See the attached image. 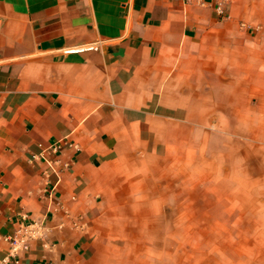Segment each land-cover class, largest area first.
Listing matches in <instances>:
<instances>
[{
	"label": "crops",
	"instance_id": "crops-1",
	"mask_svg": "<svg viewBox=\"0 0 264 264\" xmlns=\"http://www.w3.org/2000/svg\"><path fill=\"white\" fill-rule=\"evenodd\" d=\"M199 166L264 185V0H0V264H149Z\"/></svg>",
	"mask_w": 264,
	"mask_h": 264
},
{
	"label": "rangeland",
	"instance_id": "rangeland-1",
	"mask_svg": "<svg viewBox=\"0 0 264 264\" xmlns=\"http://www.w3.org/2000/svg\"><path fill=\"white\" fill-rule=\"evenodd\" d=\"M216 160L208 166L215 174ZM174 174L163 186L171 215L145 236L151 250L141 251V263L264 264V185H224L231 169L220 180L205 177L201 166Z\"/></svg>",
	"mask_w": 264,
	"mask_h": 264
},
{
	"label": "built area",
	"instance_id": "built-area-1",
	"mask_svg": "<svg viewBox=\"0 0 264 264\" xmlns=\"http://www.w3.org/2000/svg\"><path fill=\"white\" fill-rule=\"evenodd\" d=\"M217 11L220 15H225V7L220 4L217 6ZM70 141L66 139H59L52 142L47 148H45L36 157H44L45 162L48 163L49 167L59 174V169L56 168L58 160L47 156V154L58 155L65 147L72 146ZM39 226L37 221H33L29 224H24L20 229H18L13 236H6V240L12 245V251L14 255L18 253L19 250H27L30 247L29 240L35 237V228Z\"/></svg>",
	"mask_w": 264,
	"mask_h": 264
}]
</instances>
